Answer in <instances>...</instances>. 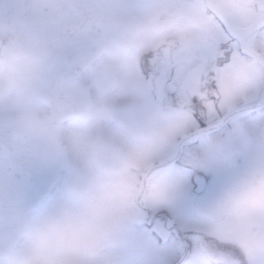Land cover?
Returning <instances> with one entry per match:
<instances>
[{
    "label": "rangeland",
    "instance_id": "obj_1",
    "mask_svg": "<svg viewBox=\"0 0 264 264\" xmlns=\"http://www.w3.org/2000/svg\"><path fill=\"white\" fill-rule=\"evenodd\" d=\"M129 74L121 66L96 73L100 79L89 86L93 94L84 88L77 114L65 124L66 115L36 117L26 112L28 102L2 97L4 127L24 130L29 142L4 139L14 147L13 160L30 170L35 188L18 210H8L10 172L4 164L0 168V264H206L201 234L215 229L221 236L238 235V243L255 256L254 264H264V255L256 251L264 245V221H238L235 229L219 226L207 215L220 213L204 208L232 181L258 172L264 176V119L245 121L247 131L238 127L237 137L209 148L206 142L189 147L188 170L156 168L204 116H181L183 107L173 105L175 114L155 116L144 89ZM233 87L224 86L229 97H236ZM198 173L214 176L201 196L195 195L193 182ZM138 198L150 216H166L188 236V255L186 243L175 236L158 238L162 218L147 226Z\"/></svg>",
    "mask_w": 264,
    "mask_h": 264
},
{
    "label": "flooded vegetation",
    "instance_id": "obj_2",
    "mask_svg": "<svg viewBox=\"0 0 264 264\" xmlns=\"http://www.w3.org/2000/svg\"><path fill=\"white\" fill-rule=\"evenodd\" d=\"M120 66L144 89L142 96L152 102L155 116L175 114L173 106L183 107L180 115L187 118L204 116L178 142L173 156L156 166L188 170L189 147L206 142L209 148L237 137L238 127L247 131L244 123L264 119V0H0V168L4 164L10 172L9 197L15 166L25 164L13 160L14 147L4 137L21 143L10 132L25 131L4 127L2 97L28 102L26 112L36 117L66 115L65 124L77 114L84 88L93 94L89 86L100 79L95 74ZM232 84L236 97L224 90ZM213 114L222 118L210 120ZM6 148L9 160L2 158ZM200 176L207 191L214 176L198 173L193 181ZM139 200L147 226L155 227L162 218L155 230L158 238L175 236L186 243L188 255V236L166 216H150ZM6 201L8 210L20 208L8 207ZM204 208L206 213L214 210L209 201ZM207 217L219 226L238 228V221L221 214ZM201 235L206 264L256 262L238 235L221 236L216 229Z\"/></svg>",
    "mask_w": 264,
    "mask_h": 264
},
{
    "label": "clouds",
    "instance_id": "obj_3",
    "mask_svg": "<svg viewBox=\"0 0 264 264\" xmlns=\"http://www.w3.org/2000/svg\"><path fill=\"white\" fill-rule=\"evenodd\" d=\"M211 206L235 221H264V176H245L232 181L216 193ZM256 251L264 255V245Z\"/></svg>",
    "mask_w": 264,
    "mask_h": 264
},
{
    "label": "water",
    "instance_id": "obj_4",
    "mask_svg": "<svg viewBox=\"0 0 264 264\" xmlns=\"http://www.w3.org/2000/svg\"><path fill=\"white\" fill-rule=\"evenodd\" d=\"M171 90L174 91V87H172ZM10 134L22 144L28 143V139L24 132L15 131L10 132ZM9 157V148H6L3 150L2 158L9 160ZM195 184V191L197 193L203 192L206 187V179L203 176L197 177L195 178ZM33 187L34 180L25 165H16L10 182L11 195L9 199H7L6 205L8 207H19L25 204ZM160 237L163 241H168L169 235L162 234Z\"/></svg>",
    "mask_w": 264,
    "mask_h": 264
}]
</instances>
